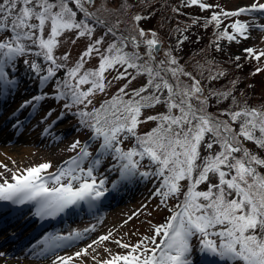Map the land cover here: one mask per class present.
Wrapping results in <instances>:
<instances>
[{"label":"snow or ice","instance_id":"6c2138e0","mask_svg":"<svg viewBox=\"0 0 264 264\" xmlns=\"http://www.w3.org/2000/svg\"><path fill=\"white\" fill-rule=\"evenodd\" d=\"M110 3L115 6L109 8ZM139 3L143 0H101L98 8L96 0H0V95L18 88L15 73L22 63L41 94L21 108H35L48 98L63 101L57 119L74 115L80 127L91 133L83 144L76 140L70 145L76 155L55 172H48L51 163H42L13 173L11 181L4 179L0 201L31 203L36 216L56 217L81 202L96 207L94 202L109 191L102 168L114 174L113 190L151 179L157 183L154 195L160 197V205L177 201L169 209L172 214L154 226L151 236L134 245L115 241L128 251L111 255L106 249L110 258L99 264H194V247L201 256L216 258L221 264H264V156L260 155L264 151V105H241L231 90L208 88L203 81H216L224 72L214 71L212 61L205 62L207 67L197 62L192 70L186 68L171 46L164 50L155 31L140 27L145 17L139 12H132L128 21L119 18ZM184 4L203 10L219 7L203 0H184ZM101 9L117 18L111 22L102 18L98 15ZM250 13L264 16V3L252 0L233 11L214 12L206 24L215 22L219 28L221 16ZM250 27L264 31V24L255 19L234 20L217 33V49L219 40L248 39ZM98 28L103 29L99 36ZM81 38L88 42L74 63L69 51L59 53L68 39L75 44ZM185 40L187 36L178 39L177 45ZM244 51L257 61L264 57V50ZM93 59L97 65L86 68ZM112 70L117 75L109 79L106 74ZM137 77H144L145 83L130 88ZM120 80L127 82L96 106V96L106 94L113 81ZM229 97L234 107L209 111L210 100L219 104ZM157 106L163 111L144 116V110ZM149 121L155 126L139 132ZM129 141L131 145L125 147ZM94 145L95 153L91 151ZM110 237L111 233L99 237L75 257L87 256L89 248ZM81 238L80 232L51 234L40 241L43 247L33 255L45 258L66 242ZM73 259L56 255L52 264H70Z\"/></svg>","mask_w":264,"mask_h":264},{"label":"rangeland","instance_id":"374dc122","mask_svg":"<svg viewBox=\"0 0 264 264\" xmlns=\"http://www.w3.org/2000/svg\"><path fill=\"white\" fill-rule=\"evenodd\" d=\"M260 2L264 3V0H260ZM155 3V11L159 9V5L160 7L161 5H166V2L162 0H157ZM214 3L220 4V9L218 8L219 10L217 11L221 12L233 11L239 7L250 5L252 0H214ZM100 6L101 0H96V7L99 8ZM114 6L115 5L111 3L108 5L109 8ZM210 9L212 11L215 10L213 7ZM98 15H101L102 18L108 19L110 22L116 19V16L104 12L102 9ZM123 16L124 15L121 14L119 18L122 19ZM158 18L159 17L154 16V19ZM128 19L129 18H126L125 21H128ZM253 19H255L257 23L264 24V16L257 13H250L248 16H244V20L242 21L247 22ZM161 21L163 20H157L153 23V31L158 34L159 39L163 42L164 50H167L171 46L174 49V54L180 59L181 64H184L189 70H192L193 66L196 65L197 62L207 67L205 62L212 61L214 62L213 69H215V65L217 67L220 62L225 63L229 59H236V57H240L243 58V60L248 61L247 58L249 55L244 51L246 48H253L257 52L264 50V31L256 30L250 27L248 39L238 37L237 41L230 42L225 40L223 47L226 49H222L224 52H216L217 54L220 53V57H208V55L203 57H193L194 55H189L188 53H182L176 50L178 46L177 40L180 39L181 36H175L176 32L174 34L171 30H168L167 24L164 21L163 22L165 24ZM233 21L234 20L229 19V24L226 22V25L230 26ZM121 27L124 29L125 25L122 24ZM228 30L230 32L233 31L230 27ZM87 42L88 41L86 39L81 38L73 44L71 39H68L59 49V53L69 51L71 53L70 61L74 63L79 54L85 49ZM192 48H194V46H192ZM191 53L193 54V52ZM92 61L96 63L97 60L93 59ZM250 62L252 63L250 68L255 71L254 74L256 75L258 82L260 81V84H263L264 70L261 72H257L256 70L258 68L264 69V57H262L258 62L254 60H250ZM17 72L19 73V77H17L19 79L18 88H20V92H15L12 95L9 94L8 99L10 100L2 105L4 108L0 122H2L3 119L8 118L11 112H13L14 109L16 110L18 106L21 107L25 101L31 100L32 97L37 94H41L39 87L37 88L38 90H34V85L38 86L37 82L27 74L24 66L22 68L19 67ZM206 73L207 72H205V75ZM232 74H236V72L233 71ZM227 78H223V90L225 88V91L231 90L232 97H235V100L241 105L245 103L253 107H259L262 105L258 102L264 100V90H261L258 96L253 97V100H251L246 95V89L241 91L239 94L237 91V89H239L237 81L233 80V84L230 85L229 81H226ZM31 82H33L31 85L28 84ZM118 83V81H113L114 86L110 87L106 94H98L96 96V99L94 100L96 106L97 103L108 97L116 90V85ZM120 83H123V81H120ZM139 84L140 78L137 77V79L132 82L130 88L138 87ZM118 87H120V85ZM49 90L50 89L43 91L47 92ZM254 90L255 87L251 86L250 92L253 93ZM232 97L228 98V103L234 107ZM36 107L40 110L31 112L27 115L28 118L24 120L22 124L16 125V117H13L8 127L0 131V134L2 135L0 136V139L5 141V143L0 142V173L3 174L0 176V183H2L4 179L11 181L13 173H19L27 168L38 166L42 163H51L52 168H56L57 170V168L65 160L76 154L75 152L69 150L70 145L76 140L81 141L83 139H87V135H81V130L77 127L78 125H75L71 121V115L65 114L63 119H56L55 121L57 122L53 123V118L56 117L54 112H59L61 109L60 106L55 105V101L53 99L48 98L39 101L36 104ZM27 109H29V107L22 109V113L19 116L20 118H22ZM51 109H55V111L52 112V115L47 120H45L44 117ZM151 113L156 112L151 111ZM153 123L154 122L151 123L149 121L148 123L142 124L139 128V132H145V130L150 129ZM17 129L20 130L19 133L16 132ZM53 130L55 133H53ZM58 135H61L59 139ZM129 142L126 143L125 147L130 146ZM248 147L256 151L254 145L249 144ZM95 151L96 147L94 148L93 153H95ZM101 173L108 177V192L113 193V196H118L119 201L114 202L116 200L114 197L113 200H109L110 205L102 212V214L99 215V217L89 218V222H85V224L84 222H74L71 226H69L67 231H70L71 233L75 231L82 234L81 239L75 240V243L71 244L63 252L58 254L59 256L65 257L73 256L74 259L70 262V264H99L101 260L110 258L109 252L106 251V249L110 250L111 255L125 254L128 250L118 246L115 241L120 240L123 243L134 245L144 236H151L153 234L152 224L155 223L159 225L162 223L171 213L169 209L174 208L177 203L175 199H170L167 207L160 205V197L154 195L157 183L151 179L147 181L137 180L139 186H136V183H134L130 188V193L126 191L124 196L117 195L119 189H116L114 193L111 187V182L115 179L114 174L105 172L103 168L101 169ZM86 229L87 231H85ZM109 233H111L110 239L101 245H93L92 248L88 249L89 254L87 256L80 258L75 257L76 252L82 251L87 248L88 245L93 244V241H96L99 237L108 235ZM193 244L195 245L196 242ZM2 250L3 248L1 247L0 253H3ZM197 254L199 253L194 247L192 253L194 263L197 260ZM55 257L56 255L49 260H42L37 264H52ZM93 257H95V259H93ZM7 259L12 260L13 258L8 257ZM21 260L22 259H20V261Z\"/></svg>","mask_w":264,"mask_h":264},{"label":"trees","instance_id":"16d2710c","mask_svg":"<svg viewBox=\"0 0 264 264\" xmlns=\"http://www.w3.org/2000/svg\"><path fill=\"white\" fill-rule=\"evenodd\" d=\"M156 1L157 0H143V3H139L138 6L133 8L132 11H130L127 16L124 15L122 20L129 18L132 12H139L141 15L145 17V19L140 22V27L144 28L146 32L153 31L152 25L155 21L163 20L167 24L168 30H171L174 34L176 32L175 36H181L180 39H182L183 36H187V40H185L183 44L177 46V50L179 52L188 53L189 55H194L193 57L195 56L203 57L206 55H208V57L211 56L220 57L219 56L220 53L217 54L216 52H221V51L222 53L224 52L221 47V40L218 41L219 50L216 47V43H217V33L222 30L221 27L222 24H220L219 28H217L215 22H212L211 24H206V21L210 19L213 12H207L206 10L201 9L199 6H185L184 0H162L166 2V5L165 6L161 5V7L159 5V9L155 11ZM203 2H205V0H203ZM175 9H179V12L175 11ZM154 16L159 18L154 19ZM197 20L198 23H194V21ZM178 28L184 31L182 33L177 32ZM192 46H194V48H192ZM191 52H193V54ZM251 65L252 63L250 62V60L246 61L243 59H239V60L229 59L225 63L220 62V64L217 67L215 65L214 71L216 69L222 70L224 72V75L220 77L218 80L212 81L211 83H209L206 80L203 81V83L207 84L208 88L215 87V89L225 91L226 88L223 90V85H222L224 83L223 78L228 77L226 81H229L230 85L233 84V80L237 81L239 85V89H237V91L239 94L241 91H244L246 89L247 97L253 100V97L258 96L259 92L261 90H264L263 88L264 83L260 84V81L258 82L257 77L254 74L255 71L251 70L250 68ZM236 69H240V70H236ZM233 71H235L236 74H232ZM138 78H140L139 86L145 83L144 77H138ZM251 86L255 87L253 93L250 92ZM111 95L112 94H110L108 97L104 99L110 98ZM210 103L212 106L209 108V111L212 112H216L219 109L233 107L228 103V99L223 100L219 104H216V102L214 104L211 100ZM258 103L263 105L264 100L259 101ZM160 111H163L162 106H157L155 109L152 110V112H156V113ZM156 113H151L149 109L144 110L145 117L151 114L154 115ZM154 126L155 123L152 124V127ZM150 129L145 130V132L149 131ZM129 145H131V141L129 142ZM260 155L264 156V151H260Z\"/></svg>","mask_w":264,"mask_h":264},{"label":"bare ground","instance_id":"6f19581e","mask_svg":"<svg viewBox=\"0 0 264 264\" xmlns=\"http://www.w3.org/2000/svg\"><path fill=\"white\" fill-rule=\"evenodd\" d=\"M0 142L5 143V141H2V139H0ZM32 254H28V256H27V254L20 255L18 253V254H16L15 258L12 260H7L4 257V255H2V256H0V264H37V263H35L36 260H33L35 258H31L33 256ZM7 255H9V253H7ZM20 256L24 257V261H20L17 259V257H20Z\"/></svg>","mask_w":264,"mask_h":264}]
</instances>
